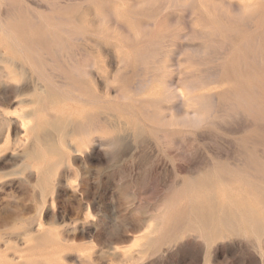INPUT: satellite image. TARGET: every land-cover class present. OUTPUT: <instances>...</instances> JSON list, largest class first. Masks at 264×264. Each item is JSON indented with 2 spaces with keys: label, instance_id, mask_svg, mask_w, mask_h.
Masks as SVG:
<instances>
[{
  "label": "rangeland",
  "instance_id": "374dc122",
  "mask_svg": "<svg viewBox=\"0 0 264 264\" xmlns=\"http://www.w3.org/2000/svg\"><path fill=\"white\" fill-rule=\"evenodd\" d=\"M0 264H264V0H0Z\"/></svg>",
  "mask_w": 264,
  "mask_h": 264
},
{
  "label": "bare ground",
  "instance_id": "6f19581e",
  "mask_svg": "<svg viewBox=\"0 0 264 264\" xmlns=\"http://www.w3.org/2000/svg\"><path fill=\"white\" fill-rule=\"evenodd\" d=\"M39 88H40V87H39ZM42 90H43V89H42ZM40 94H41V93H40ZM20 100H21V99H20ZM22 107H23V106H22ZM33 114H34V113H33ZM33 114H32V116H33ZM17 116H18V115H17ZM32 116H29V115H28V117H32ZM79 125H82V126H83V123H82V124H79ZM82 126H81V127H82ZM79 127H80V126H79ZM77 128H78V127H77ZM85 128H86V127H85ZM78 129H79V128H78ZM82 129H83V128H82ZM189 198H190V197H189ZM190 201H191V200H190ZM191 203H192V201H191ZM193 203H194V202H193ZM223 207H224V206H223ZM224 208H225V207H224ZM232 209H233V208H232ZM223 210H224V209H223ZM225 210H226V209H225ZM218 211H219V210H218ZM220 211H221V210H220ZM226 211H227V210H226ZM226 211H225V214H226ZM223 212H224V211H223ZM223 212H222V213H223ZM227 213H229V210H228ZM195 214L197 215V213H195ZM195 214H194V215H195ZM194 215H193V216H194ZM202 215H203V214H202ZM226 215H227V214H226ZM198 216H199V213H198ZM205 216H206V215H205ZM219 216H220V213H219ZM199 217H201V215H200ZM207 217H208V215L206 216V218H207ZM193 218H194V217H193ZM197 218H198V217H197ZM208 218H209V217H208ZM219 218H220V217H219ZM223 218H224V217H223ZM191 219H192V218H191ZM194 219L198 222V220H197L196 218H194ZM194 219H193V221H194ZM214 219H215V216H214ZM189 220H190V219H189ZM206 220H207V219L202 220L203 222L205 221L204 223H205L206 225H209V224H207V223H212V221L209 222L211 219L208 220L207 222H206ZM218 220H219V219H218ZM224 220H225V219H224ZM202 221H201V223L198 222L199 225H200V224H201V225H204V224L202 223ZM215 221H217V220L215 219ZM215 221H214V222H215ZM190 222H191V221H190ZM219 222H220V221H219ZM226 222H227V221H226ZM226 222H225V223H226ZM194 223H195V221H194ZM198 223H196V225H197ZM225 223H224V224H225ZM220 224H221V223H220ZM222 225H223V224H222ZM191 226H192V225H191ZM204 226H205V225H204ZM213 226H214V228L216 227V225H213ZM213 226L210 225L211 228H212ZM219 226H220V225H219ZM189 227H190V226H189ZM194 227H195V225H194ZM199 227H200V226H199ZM201 227H202V228H206V227H203V226H201ZM202 228H201V229H202ZM214 228H212V230H213ZM225 228H226V227H225ZM192 229H193V230H196V229H194L193 227H192ZM215 229L217 230V229H220V228H217V227H216ZM190 230H191V229H190ZM198 230H199V229H198ZM212 230H211V232H212ZM205 231H207V230H205ZM202 232H203V231H202ZM218 232H219V231H218ZM205 233H206V232H205ZM207 233H208V232H207ZM200 234H201V232H200ZM203 234H204V232H203ZM211 234H212V233H211ZM201 235H202V234H201ZM206 235H207V234H206ZM212 236L214 237V235H212ZM205 240H206V239H205Z\"/></svg>",
  "mask_w": 264,
  "mask_h": 264
}]
</instances>
